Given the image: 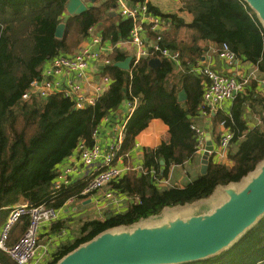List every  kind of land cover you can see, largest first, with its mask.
Returning <instances> with one entry per match:
<instances>
[{
  "label": "trees",
  "instance_id": "obj_1",
  "mask_svg": "<svg viewBox=\"0 0 264 264\" xmlns=\"http://www.w3.org/2000/svg\"><path fill=\"white\" fill-rule=\"evenodd\" d=\"M180 1L181 12L190 16L189 21L176 13L161 14L151 5L149 11L170 20L162 44L180 53L184 69L202 59L207 51L202 43L218 49L227 43L238 59L255 68L257 77L234 99L229 117L218 113L213 118L214 128L224 121L233 133L231 146L235 148L227 155L231 165L209 159L207 172L196 173L186 186L161 187L156 179H167L171 167L184 166L197 156L196 134L190 126L202 104V79L186 71H179L173 79L171 64L161 59L160 66L152 67L151 57L140 59L130 71L122 70L114 63L125 60L128 54L115 49L110 64L101 72L109 78V87L93 106L76 109L61 95L24 101L21 95L29 82L39 77L43 64L73 51L87 39L89 28L100 25L104 39L115 45L127 40L132 22L110 16L111 0H96L76 16L66 14L68 0H0V226L10 208L20 203H45L59 209L72 198L83 200L79 194L85 184L51 197L59 166L74 154L80 142L93 144L94 131L123 101H138L126 122L119 152L127 166L126 155L151 120L159 119L168 127V137L156 148L143 149L142 170H129L110 185L112 191L129 199L126 208L78 223L73 239L59 243L48 264H57L105 232L172 218L169 209L205 201L255 175L264 163V91L258 83L264 77V28L257 14L244 0ZM60 24L63 35L57 38L55 31ZM181 31L185 38L180 37ZM148 36L152 37L150 33ZM180 91L185 93L183 102L178 101ZM248 114L258 122L253 127L248 125ZM67 223L54 222L50 231H64ZM28 224V217H24L13 228L9 246L23 235ZM0 263L16 264L1 250ZM180 264H264V214L218 253Z\"/></svg>",
  "mask_w": 264,
  "mask_h": 264
},
{
  "label": "built area",
  "instance_id": "obj_2",
  "mask_svg": "<svg viewBox=\"0 0 264 264\" xmlns=\"http://www.w3.org/2000/svg\"><path fill=\"white\" fill-rule=\"evenodd\" d=\"M111 1L113 2L111 10L115 11L119 17L129 19L132 22L127 40L119 41L116 44L117 47L129 44L135 48L136 53L135 57L132 58L131 67L137 64L140 59L151 57L167 61L174 69H179L181 72L186 71L199 76L202 79V104L199 111L203 113L206 112L207 107L212 109L220 105L230 104L238 95L244 93L249 84V79L237 80L221 75L200 64V62L195 63L189 69H184L180 53L162 44L163 36L170 27V20L150 13L149 7L153 0ZM94 29V27L89 28L88 37L85 39L87 42L79 50L73 54H59L45 62L48 65L41 69L39 77L29 82L28 87L21 95V99L24 101L31 98L46 100L50 96L61 95L72 102L76 109L80 110L93 106L96 100L108 89L110 83L109 78L100 73L104 66L110 64L109 53L103 51L102 38ZM149 33L152 35L150 39ZM217 55L228 66L239 62L238 57L227 43L221 44L217 50ZM90 62L101 65L96 80L88 73ZM137 102L135 98L127 101L125 121L115 127L106 149H102L94 141L91 146L80 142L74 154L68 158L69 160L74 157L77 160V165L85 170V178L82 183L85 184V187L79 195L86 199L102 191L101 201L105 209L108 206L118 208L121 203V195L112 191L110 185L130 170L127 167L119 166L118 161L121 159L119 152L124 138L125 125L128 118L133 114ZM219 125L218 142L216 147H213L209 157L211 160L216 158L217 161L224 162L227 160L233 133L225 127L224 121ZM190 129L196 134L197 152H203L205 147L204 131L194 125H191ZM96 131L97 129L93 133L94 140ZM76 171L77 166L73 164L66 166L63 170H58L53 183L52 198L57 197L64 189L75 185L71 177ZM156 181L160 186L168 185V179H156ZM65 206L55 209L45 203L35 206L20 203L11 207L6 220L0 227V250L6 253L16 264H42L45 262L50 250L48 245L40 243V229L57 221L63 214ZM24 217L29 219L26 231L15 244L9 246L8 240L13 228ZM63 234L64 231L57 233L55 239L62 237Z\"/></svg>",
  "mask_w": 264,
  "mask_h": 264
},
{
  "label": "water",
  "instance_id": "obj_3",
  "mask_svg": "<svg viewBox=\"0 0 264 264\" xmlns=\"http://www.w3.org/2000/svg\"><path fill=\"white\" fill-rule=\"evenodd\" d=\"M244 1L257 14L264 28V0ZM87 9L83 0H68L65 6L69 16L79 15ZM63 28V24L57 27V38L62 37ZM131 62L132 58L127 57L114 66L130 71ZM149 64L158 67L161 60L152 58ZM185 99L184 91H180L178 101ZM212 150L211 136L206 134L200 159L201 175L207 172ZM159 164L164 162L159 161ZM221 191L226 200L208 214L186 218L176 214L153 225L105 232L57 264H180L214 255L231 245L264 214V163L241 187L232 185Z\"/></svg>",
  "mask_w": 264,
  "mask_h": 264
},
{
  "label": "crops",
  "instance_id": "obj_4",
  "mask_svg": "<svg viewBox=\"0 0 264 264\" xmlns=\"http://www.w3.org/2000/svg\"><path fill=\"white\" fill-rule=\"evenodd\" d=\"M96 1V0H95ZM102 1V0H100ZM86 3L87 7L89 8L92 6L94 3H91L89 0H84ZM177 5L176 7L174 6V10L168 8L167 10H161L162 7L165 8V1L163 0H153L151 3V6L154 7L156 10H158L161 14H173L176 13L180 16H183L186 18L187 21H189L191 18L188 15H185L183 12H181L182 8V3L180 0H176ZM113 8V7H112ZM114 13V15H112ZM67 16V15H66ZM65 16V17H66ZM110 16L112 18H121L118 16V14L115 11H110ZM94 30L98 33V35L101 36L102 38V44H103V51L106 53H109V57L111 54L114 52L115 49H119L123 51L124 53L128 54V57L134 58L135 57V48L132 45L129 44H124L122 46L117 47L116 44L113 45L109 40L104 39L102 35V30L100 29V25L94 26ZM185 37V33H184ZM183 38V37H181ZM87 40H82L80 41L79 45L72 51V53H66V54H73L79 48L84 46L86 44ZM203 47L207 48V51L203 55L202 59H200V64L208 67L209 69L224 75V76H229L236 78L237 80H244V79H254L257 77V72L255 68L249 64L244 62L243 60L239 59V62L232 66H228L224 61H222L218 55H217V50L218 48L213 45V44H206L202 43ZM47 63H45L41 69L46 68ZM101 69V65L99 63H94L90 62L89 63V68H88V73L96 80L98 79V70ZM179 69H174L173 71V79L175 75H178ZM101 73V72H100ZM259 87L260 90L264 91V77L260 78L259 81ZM126 104L127 101H123V103L119 106V108L111 112L106 118H104L99 126L97 127L96 131V136L94 142L100 146L102 149H106L107 146L110 143L111 137L114 133L115 127L121 123L122 121H125V114H126ZM232 103L230 104H224L220 105L217 107H214L212 109L206 108V112H200L197 117H194V121L192 124L196 126L197 128L201 129L206 134H210L211 140L213 142V147H216L217 142H218V133L220 131V123L217 124V126L214 128L213 127V118L215 117L216 114L221 113L225 116L230 115V109H231ZM168 127L159 119H153L149 122L147 128H145L141 133L137 135L135 138V144L133 148L129 151V153L126 155L127 158V163L129 166L125 164V160H123V157L121 156V159L118 161V165L121 167H127L130 170H137L141 171L142 170V155H143V149L145 148H156L163 140H165L168 136ZM204 137V140H205ZM232 147V146H231ZM230 147V148H231ZM230 150V149H229ZM196 158L193 159L192 161L187 162L184 166H173L171 167L169 171V176H168V185H161V187H184L186 186L191 179L194 177L196 173H199L200 171V159L202 152L198 151L196 152ZM213 163L217 164H225V165H231V162L229 161H224V162H219L217 161L216 158H212ZM73 164L77 166V171L72 174L71 179L74 181V184H82L85 178V170L80 166L77 165V160L74 159V157L70 158L69 160L67 159L65 162H63L59 166V170H63L66 166ZM102 198V191H99L95 193L94 195H91L90 197H87L86 199L83 200H76V199H71L66 202V206L64 208L63 214L60 216V218L57 221H67L68 218L70 217V214H79L78 208L75 205V202H79L82 207H90L92 210H94V206H98L100 204V199ZM226 200V196L223 195V200L220 202L218 205H215V208L218 207L221 203H223ZM129 199L126 197L121 196V203L118 208H114V210H109L110 207H107L106 209H102L105 212L108 211H114V212H121L126 208V204H128ZM72 205V207H70ZM96 212L97 211H93ZM104 212V213H105ZM208 214V213H206ZM95 219H102L103 217H93ZM55 221V222H57ZM54 223V222H53ZM52 224V223H51ZM51 224L48 226H45L40 229V243L43 245H48L50 254L43 262L42 264H48L47 261L52 254V248H53V253L55 251L56 246L66 240H63L53 246L52 241L56 242L59 240H62V238H59V240L55 241V233H52L50 231ZM1 227V226H0ZM65 231V230H64ZM65 234V232H64ZM73 236L71 238H68V240H72ZM52 256V255H51Z\"/></svg>",
  "mask_w": 264,
  "mask_h": 264
},
{
  "label": "rangeland",
  "instance_id": "obj_5",
  "mask_svg": "<svg viewBox=\"0 0 264 264\" xmlns=\"http://www.w3.org/2000/svg\"><path fill=\"white\" fill-rule=\"evenodd\" d=\"M165 1V8L162 7L161 10H167L168 8H170L171 10L173 9L174 10V6L176 7L177 5V2L176 0H163ZM184 31H181V35L180 37H184ZM72 53V51L70 52ZM247 122H248V125L250 127H253L255 124H257V120L251 115V114H248L247 115ZM231 148H235L234 146L231 147ZM245 181H247V179H243L242 181L238 182V183H235L234 184V187L235 188H239L241 187ZM223 195H225V193H223V191H219L217 193H215L214 196H212L211 198L205 200V201H200V202H195V203H192L186 207H183V208H172V209H169L168 210V214L173 216V215H176V214H179L181 217L183 218H186V217H189V216H198V215H204L206 213H210L212 212L214 209H215V205H218L220 202H222L223 200ZM75 205L76 207L78 208V211H79V214H70L69 218H68V223H67V228H65L66 230L64 231L65 234L62 235V240H59V238L55 239L56 240H59V241H52V244H54L53 246H55L56 244H58L59 242L63 241V240H67L68 238H71L72 237V232L75 231L76 228H78V223H82V221H85L86 219H89V218H93V217H103V214H104V210L102 211V209H105L102 205V201L100 199V204L98 206H94V210H92L90 207H82L80 205L79 202H75ZM70 207H72V205H70ZM110 207L109 210H114L113 206H108ZM93 211H97V214L96 212H93ZM53 255V248H52V254ZM50 255L47 263L52 259V256Z\"/></svg>",
  "mask_w": 264,
  "mask_h": 264
}]
</instances>
